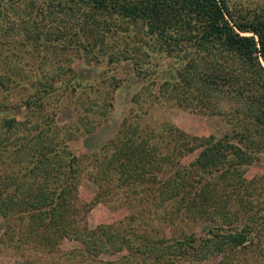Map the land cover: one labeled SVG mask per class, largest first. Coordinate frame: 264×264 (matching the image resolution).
<instances>
[{
    "label": "trees",
    "instance_id": "1",
    "mask_svg": "<svg viewBox=\"0 0 264 264\" xmlns=\"http://www.w3.org/2000/svg\"><path fill=\"white\" fill-rule=\"evenodd\" d=\"M148 52L172 60L155 68L159 85L148 97L215 116L224 128L197 136L164 126L152 139L125 118L90 155L86 176L96 189L92 203L83 202L77 184L85 166L70 142L90 132L91 117L107 113L117 86L105 77L108 68L125 63L143 81L151 75ZM0 55L18 59L0 63L2 244L49 253L75 239L81 247L72 255L93 261L124 250L119 264H196L217 256L216 264H246L248 252H264V173L244 176L264 154V17H234L226 0H0ZM77 59L103 62L106 70L80 80ZM93 82L103 85L101 101L84 103L78 96ZM59 97L81 117L74 124L54 119ZM186 153L194 157L183 163ZM112 197L127 208L126 220L90 228L89 208ZM149 197L163 206L159 228L145 220ZM187 221L205 225L197 233L164 232Z\"/></svg>",
    "mask_w": 264,
    "mask_h": 264
},
{
    "label": "rangeland",
    "instance_id": "2",
    "mask_svg": "<svg viewBox=\"0 0 264 264\" xmlns=\"http://www.w3.org/2000/svg\"><path fill=\"white\" fill-rule=\"evenodd\" d=\"M226 3L234 17H241L244 19H249L251 17H264V0H226ZM159 54L160 53L155 52L147 53V56L144 59V65L151 71V75H147L143 81L136 82L132 69L125 63H118L111 68H108L105 77L111 75L114 76L115 79L112 81H117V86L109 93L111 96V105L105 107L107 113L98 121V117H91L90 122L91 126H93L90 128V132H78L79 134L70 142L71 150L76 156L81 157V164L85 166L83 172L78 176L77 184V194L81 201L92 203L96 189L95 184L86 176V170L88 169V166H90L89 161L93 159L90 155L95 151L98 152V147L115 134L122 120L125 118L127 123L131 124V126L132 124L137 123L144 129L140 135L150 137V133L151 135L153 134L152 139L156 138V135L158 136V132L161 127L164 126H173L183 133L197 136L207 135L212 132H221L223 130V122L215 116L203 115L189 108L178 107L169 101L162 102L159 99L154 100L151 97H148V92L157 93L159 76H155L156 70H160L172 63V60L162 57V55ZM20 61V63H22L24 59ZM4 62L7 65L15 66L18 64V59L14 55L2 56V58L0 55V63L3 64ZM72 65L77 72L78 78L84 81H91V79H93L91 76H94L95 74H98L99 76V72L106 70V66L103 62H99L98 64L90 62L86 65L82 63L81 59H77L73 60ZM155 68L157 69L155 70ZM98 85H100V83ZM92 86V90H88L78 96L84 103L89 102V100L101 101L100 94H102L101 89H103V85L98 86L99 88L96 89L95 82H93ZM141 86L144 87L139 90ZM138 90L140 92V97L136 96V100L132 99L131 97ZM18 111L7 109L4 113L6 115H15L18 120H22L24 118V112L22 110ZM76 117L81 118L73 112L69 100L67 99L65 101V99L60 98L55 109L54 119L56 122L59 125L66 124V126H69L68 124H74ZM89 118L90 115H88V117L85 116L84 120H80L84 122ZM96 121L97 123H95ZM79 123L81 122H78V124ZM29 125L30 124H27L26 126ZM193 157L194 153H186L179 159H181L183 163H187L192 160ZM10 170L13 171L12 168H10ZM262 173H264V154L256 156L251 164L245 169L244 176L247 179H251L253 176H259ZM260 184H263L262 186H264V182L258 183V186H260ZM120 202L121 201L114 200L113 197L110 198V200L108 199V202L102 200L94 202L86 213L85 219L87 225L92 228L98 224L126 220L125 218L128 215V210L125 206H118L120 205ZM147 202L148 205L146 207L147 214H145V220H150L149 223L154 227L159 228L163 226L164 220H159V213L163 207L159 205V198L152 200L151 197H149V199L147 198ZM165 206L166 210H169L168 205ZM204 225V223L196 224L193 221H187L186 223L176 222L172 225L167 224L164 232L169 235L170 231H173V228L176 231L180 228L178 231L182 229L183 231H194L197 233ZM3 231L4 220L0 217V237ZM152 233L155 234L154 232ZM153 237L156 236L153 235ZM79 247H81V245L77 240L64 238L59 242L57 250H54L53 252H41L43 250L39 249L36 250L37 252H26L15 250L10 246L2 244L0 241V264H119L118 261L123 259V254L125 253V251L122 250L121 252H116L114 254H99L94 257L93 261H89L83 256L80 257L79 255L71 254V251L79 250ZM39 252L43 254H40ZM50 255H52L51 258H49ZM247 255L248 261L246 264H264V252H262V254L257 252L249 254L248 252ZM218 257L219 256L207 258L196 264H216ZM254 257L260 258L253 261Z\"/></svg>",
    "mask_w": 264,
    "mask_h": 264
}]
</instances>
